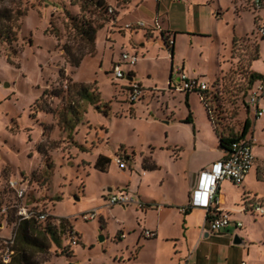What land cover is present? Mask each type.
<instances>
[{
	"label": "rangeland",
	"instance_id": "374dc122",
	"mask_svg": "<svg viewBox=\"0 0 264 264\" xmlns=\"http://www.w3.org/2000/svg\"><path fill=\"white\" fill-rule=\"evenodd\" d=\"M103 1L113 7L114 19L95 9L89 0H0V8L23 13L13 23L16 42L11 47L0 44V224L7 221L6 215L11 224L15 204L7 182L22 178L29 181L28 205L46 209L55 219L66 218L78 236L77 245L71 249H75L74 257L56 256L52 248L39 257L42 264H171V246L160 243L159 234L156 239L141 235L148 230L145 228L159 225V216L153 210L144 214L135 207L137 204H129L125 211L120 206L105 207V188L112 187L115 194L124 192L130 167L141 172L142 161L148 157L161 169L147 173L139 189L134 183L130 196L136 200L141 196L156 198L154 204H159V197L183 199L173 144L188 142L184 126L189 125L181 122L188 115V107L185 93L168 89L174 79L170 71L183 63L185 72L214 84L220 93L212 105L221 117L220 127L225 134H236L246 114L240 97L232 94L236 89L240 95L244 66L257 44L259 58L252 69H264V38L258 35V27L264 28V10L255 11L249 0H159V19L169 33L183 32L187 27L196 30L199 24L210 30V36L195 37L192 45L179 33L171 60L161 37L139 46L144 43L143 31H152L151 26L124 28L130 23L151 24L157 0ZM210 6L214 8L211 13ZM218 12L221 15H216ZM82 19L101 26L96 29L93 45L81 40L73 29ZM64 45L73 55L84 54L77 67L69 64ZM122 53L136 56V64L123 62ZM235 58L240 59L238 69L233 64ZM113 66H119L122 79L115 78ZM218 70L223 71L213 78ZM128 76L143 89L133 105L126 101ZM72 83L89 86L98 100L84 104L74 130L67 131L59 122V114L70 101L77 102ZM190 105L196 130L205 146L212 147L214 139L197 94L191 96ZM101 154L111 161L105 173L93 168ZM124 156L128 161L121 169L113 159ZM255 181L250 182L253 188ZM224 188L228 204L240 205L241 189L226 184ZM257 189L260 191L261 185ZM95 209L99 213L93 221L80 219L81 213ZM169 217L177 221L173 212ZM238 217L243 224L240 232L253 224L250 214ZM255 221L260 224L251 228L256 245L250 257L264 264V218L257 215ZM120 231L125 239L118 241ZM0 235L8 236V231H0ZM67 245L62 236L56 253Z\"/></svg>",
	"mask_w": 264,
	"mask_h": 264
},
{
	"label": "crops",
	"instance_id": "0c3cea01",
	"mask_svg": "<svg viewBox=\"0 0 264 264\" xmlns=\"http://www.w3.org/2000/svg\"><path fill=\"white\" fill-rule=\"evenodd\" d=\"M213 9H214L213 6L209 7L210 13L211 11H213ZM217 9L220 11L221 7L217 6ZM216 15H221V13L218 12L216 13ZM211 16H214V14L210 15L208 18H213ZM154 20L160 22L159 0L157 4L156 17L154 18ZM153 21L151 22V24L146 26L147 27L152 26ZM160 27H161L160 30L152 29L151 31L152 38L150 39L145 38L143 40L144 43H141L139 46L144 47V44H148L146 43L147 41L150 42L159 41V31L164 32V30H166L165 32H168L167 25L164 26V28H162V22H160ZM179 33L181 35L186 36V41L188 45L193 44V39L195 37L210 36V30L205 29V27L200 24L199 26H197L196 30H194V28L192 27L189 28L187 27L186 30L183 32H176V31L171 32L170 37L171 40H173V55L175 51V47H174L175 37ZM233 36H235V34H233ZM145 52L146 54H148V50H146ZM157 52L159 53V45H157ZM252 63H254V61ZM252 63L250 64L249 67L250 71L264 76V69L260 72L252 69ZM233 64L235 65V62ZM233 64L230 63L231 66H233ZM177 67L181 68L183 72H185L183 63H181L180 66L177 65L176 68ZM222 71L223 70L216 71V73H214L213 78L217 77ZM171 72L172 71H170V73ZM185 73L188 76L193 77L189 73L187 72ZM192 73H195V70H193ZM130 79H133V77H130ZM193 95L194 93L187 95L185 94V100H187L188 103V115L181 120V122H183L184 124L186 123L192 128V130L190 131L189 126H184L189 136L188 142H183V143L174 142L173 144V152H174L173 155L175 157L174 164H179L180 166L178 171L180 172V176L182 179L183 199H181L180 201H175L174 197H166V196L159 197V204H154L157 201L156 198L153 199L152 197L147 198L144 196L138 198L139 201L143 202L144 204L151 205L150 208H146V209L140 208V210L143 211L144 214L147 212H152L151 210H153V212L157 216H159L158 226L145 228V229L155 231V238L153 239H156L159 234V242L162 244L163 243L169 244V246H171V253L168 257L171 264H242V263L259 264L258 261H255L250 257V251H252L253 247L256 245L252 232L254 226L252 225L253 224L256 225L260 223L255 221L257 217L256 214L241 211V207L244 204L243 200L247 196L248 199L250 200L255 199L258 202H264V113L261 117H254L253 112L248 110L247 116L251 121L249 139L251 140L252 143L255 162L253 168L246 176L243 183L240 186H235L241 189V194L239 197L241 200V204L236 205V207H234V205L228 204L229 202H227V196H226L227 191L224 188V185L226 184L227 186L230 185L232 187H234V185L230 184V182L228 181L222 182L219 189V196L221 197L220 206L222 210L228 214L230 223L229 226L226 227L225 229H222L218 232H211L206 224V211L199 208L187 209L185 212L181 211L182 208H187L190 203L191 194L197 184L198 173L203 169L209 168L211 164L225 157V152H223L218 147V139L215 136V133L209 121L207 123L209 124V130L211 132L210 134L214 139L212 147L209 144L207 147L205 146L203 136L201 135L200 132L196 130L195 122H194L195 118L193 117L191 110L192 108L190 105L191 96ZM261 107L264 108L263 102H261ZM189 112H190V120L192 121V123L185 122L186 118L189 116ZM204 114H206L205 108H204ZM101 134L98 135L102 136ZM124 150L126 152H131V153L135 152L133 148H127V149L124 148ZM101 155L105 156L104 154ZM144 158L148 159V164L151 163L154 164L156 166V169L150 172H146V170L142 168L141 172H138L134 168L130 167L131 170L127 176V180L125 184L126 190L122 193H126L130 195V191L134 183L137 184V188L139 189L142 184V181L145 180L147 173L156 172L161 169L150 158L148 157H144ZM252 181L253 182L255 181V184L257 186L261 185L260 191L257 189V186H255L254 188L252 187L253 184L250 183ZM105 189L106 190L112 189L113 192L112 187L107 186ZM106 196L103 198L104 205H105ZM120 207L122 208L123 211H125V207L128 206H120ZM135 207L139 208L136 205ZM95 210L97 211V216H98L99 211L97 209ZM171 212H173L176 215L177 217L176 222H174L173 219H170L169 214ZM234 214H237L238 216H244L245 214H250L251 217L253 218V224L247 226L243 232H240V229L243 228V224L240 221L241 218ZM99 216L101 217V214ZM258 216L264 218V215H258ZM101 221L102 223H104L102 217H101ZM238 222L242 224L241 227L236 226V223ZM120 234H123L124 237L119 238ZM124 239H125V235L122 231H120L116 237V240L121 241ZM234 240L238 241V244L236 245L233 244ZM74 254H75V249H74Z\"/></svg>",
	"mask_w": 264,
	"mask_h": 264
},
{
	"label": "built area",
	"instance_id": "2783aa9c",
	"mask_svg": "<svg viewBox=\"0 0 264 264\" xmlns=\"http://www.w3.org/2000/svg\"><path fill=\"white\" fill-rule=\"evenodd\" d=\"M171 1L173 3H181L184 0ZM248 2L255 11L264 10V0H249ZM113 13V7L108 6L107 14L112 15ZM145 27L146 25L142 22L124 25V28L129 30ZM151 27L160 30V22L154 20ZM258 35L264 38L263 27H258ZM121 59L128 65H135L137 62L136 56H130L126 53L121 54ZM172 72L171 74L174 75V79L171 80L170 77L171 81L168 84L169 90L187 93L192 91L203 92L208 89L209 84L200 81L197 78L188 76L179 67L175 68ZM113 73L116 79H122L124 77L119 66H113ZM128 79L130 84L125 88L126 101L133 105L142 96L143 89L139 84L134 83L133 79H130V76H128ZM261 102L264 104V81H257L248 88L245 102L248 110L253 112L254 117H261L264 113V108L261 107ZM113 162L119 168L124 169L125 161L122 158L115 157ZM254 162L255 157L251 140L249 138L245 140H234L230 144L223 159L214 162L209 168L203 169L198 173L197 184L191 194L190 203L187 208H182L181 211L185 212L187 209L191 208H199L206 211V224L211 232H218L228 227L230 223L229 216L220 206V185L222 182L228 181L234 186H240L253 168ZM28 184L29 181L22 178L17 180L12 179L7 182V189L13 194L15 204L12 206L14 221L10 225H8L7 221L0 224V231H8V236L0 235V262L3 264H7L11 260V256L13 255L12 246L15 231L20 222L34 220L39 224L51 222L52 225H58L60 223V218H53L46 209L39 208L36 204L28 205ZM243 202L244 204L241 207V211L250 212L256 215H264V202H258L255 199L250 200L248 199V196L245 197ZM129 204H137L136 206L141 209L151 207V205L144 204L122 192L118 194L107 193L104 206L111 208L113 206H129ZM3 212L6 214L5 208L3 209ZM7 216L8 215H6V217ZM79 216L82 221L91 222L97 217V211L89 210L81 213ZM236 226L241 227L242 224L238 222L236 223ZM67 230L66 235L71 240V246L75 247L78 243L77 234L72 228H67ZM141 235L145 239H153L155 238V231L144 230ZM123 237V234H120L119 238Z\"/></svg>",
	"mask_w": 264,
	"mask_h": 264
},
{
	"label": "trees",
	"instance_id": "16d2710c",
	"mask_svg": "<svg viewBox=\"0 0 264 264\" xmlns=\"http://www.w3.org/2000/svg\"><path fill=\"white\" fill-rule=\"evenodd\" d=\"M89 1L91 5H93L98 11L103 10V12L107 13L108 6L103 0ZM22 16V12L16 11L15 14H13L8 9L0 8V44H5L11 47L12 43L16 42L13 23L15 21V18L19 20V18ZM111 16L113 19L115 18L114 13ZM99 27L101 26H93L91 25V23H89V21H85L84 19L77 21L73 25V29L76 35H78L81 40L86 41L90 45L94 44L95 32ZM143 32L146 39L152 38L151 31L144 30ZM170 35L171 33L169 32L159 31V37H161V39L166 44V47L170 53V58H172L173 40H171ZM55 36L57 37V35ZM168 37H170V40L168 39ZM234 43L235 39L233 38L232 45ZM62 50L64 51L69 64L73 67H77L84 54H79L77 56L73 55L71 49H69L65 45L62 47ZM90 51L89 53L92 52ZM258 58L259 50L257 44V46L254 47L252 55L250 56V60L244 66L245 76L243 78V84L239 90L240 95H236L238 90H233V97H240V107L244 109V112L246 114L242 122L241 129L236 134H225L224 129H221L220 127L221 117L218 110L212 105L214 99H216L220 93L216 91V88H214V84L208 85V89L203 92L192 91L185 93L186 95L195 93L199 96L200 102L205 108L207 119L213 128L215 136L218 139V147L225 153L234 140H245L249 138L251 121L247 116L248 108L245 103L247 98V91L248 88L255 82L264 81L263 75L253 73L249 69L250 64L253 61H256ZM235 60H237V62L234 66L238 69V66L240 65L237 64L239 63L240 59L235 58ZM70 87L75 90L77 102L70 101L66 105L65 109L59 114V122L63 124L64 130L67 131L74 130L75 125L79 121L80 113L83 111V105L87 103H95L98 100V94L92 91L89 86L72 83ZM185 104L188 107L187 100H185ZM185 122L192 123V121L190 120V112ZM110 162L111 161L109 158L103 155H99L93 164V168L98 172L105 173L109 168ZM142 164V168L146 171H152L156 169V166L154 164H148V159L146 158L143 159ZM13 221L14 219L12 215L10 223H12ZM67 228L71 229L72 227L70 226L66 218H60V223L58 225H52L51 222L39 224L34 220H26L20 222L15 231L14 242L12 246L13 255L11 256V260L7 264H42L43 262L40 261L39 257L41 255L50 253L52 248H54V254L56 256H66L68 258L74 257V251L71 250L73 249L71 246V240L66 235V231H68ZM62 236L66 237L68 245L65 246L60 253L57 254L56 250L59 249L60 238ZM0 264L3 263L0 262Z\"/></svg>",
	"mask_w": 264,
	"mask_h": 264
},
{
	"label": "water",
	"instance_id": "95a60500",
	"mask_svg": "<svg viewBox=\"0 0 264 264\" xmlns=\"http://www.w3.org/2000/svg\"><path fill=\"white\" fill-rule=\"evenodd\" d=\"M124 161H127L128 160V158L127 157H124V159H123ZM106 193H112V189H108V190H106ZM100 239H101V241H102V238L100 237ZM233 244H238V241H236V240H234L233 241Z\"/></svg>",
	"mask_w": 264,
	"mask_h": 264
}]
</instances>
